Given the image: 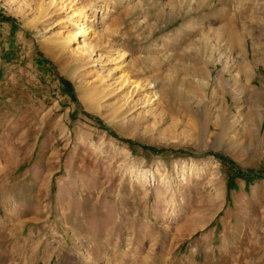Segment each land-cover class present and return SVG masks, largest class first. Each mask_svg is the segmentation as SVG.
<instances>
[{"label": "rangeland", "instance_id": "obj_1", "mask_svg": "<svg viewBox=\"0 0 264 264\" xmlns=\"http://www.w3.org/2000/svg\"><path fill=\"white\" fill-rule=\"evenodd\" d=\"M90 1L0 0V264H264V0Z\"/></svg>", "mask_w": 264, "mask_h": 264}, {"label": "bare ground", "instance_id": "obj_2", "mask_svg": "<svg viewBox=\"0 0 264 264\" xmlns=\"http://www.w3.org/2000/svg\"><path fill=\"white\" fill-rule=\"evenodd\" d=\"M66 0H60V1H58V0H48V3L47 4H44L43 6H42V11H44V13L46 14V12L50 9V8H52L53 6H55V5H63V2H65ZM106 1L107 0H91L90 1V3H91V9L94 11V13H95V11H98L99 9H102L103 7H105V5L106 4H101L102 2H105L106 3ZM41 6V5H40ZM62 7V6H61ZM41 9V8H40ZM86 17V15H85V13H82V12H80L78 15H77V20H76V22L78 23L79 21H80V19L82 20V19H84ZM235 24H234V22H233V20H229V22L227 23V25L225 26V28H235V26H234ZM76 27H77V31H75V32H72V33H68L65 37H64V43H75V45L77 46V39H82L83 41L87 38V36H88V28L87 27H85V26H83L82 24H80V22H79V24H77L76 25ZM236 31V30H235ZM226 33V32H225ZM236 35V36H235ZM228 36H230V37H228L229 39H230V44H232V40L231 39H234V38H237V34H232L231 32L228 34ZM264 45V44H263ZM80 48H75V49H73L72 50V52H74V55H77V51L79 50ZM262 49H264V47L262 48ZM258 50V49H257ZM129 79H127L126 78V76H122V75H120L118 78H116V81H115V83H116V90H121L122 88H130L134 83H130L129 81H128ZM136 86H137V84L132 88V90L135 92V90H136ZM138 87V89H140V87L139 86H137ZM137 89V90H138ZM154 98V97H156V95H151V97L150 96H148V97H146L145 99H146V102L147 103H150V100H151V98ZM156 100V99H155ZM155 103V102H154ZM153 102H151L150 103V105H152V104H154Z\"/></svg>", "mask_w": 264, "mask_h": 264}, {"label": "trees", "instance_id": "obj_3", "mask_svg": "<svg viewBox=\"0 0 264 264\" xmlns=\"http://www.w3.org/2000/svg\"><path fill=\"white\" fill-rule=\"evenodd\" d=\"M62 84L68 85L67 83L63 82V80H62Z\"/></svg>", "mask_w": 264, "mask_h": 264}]
</instances>
